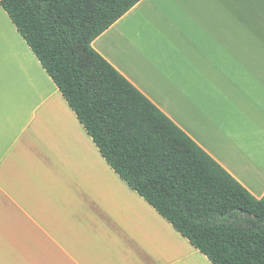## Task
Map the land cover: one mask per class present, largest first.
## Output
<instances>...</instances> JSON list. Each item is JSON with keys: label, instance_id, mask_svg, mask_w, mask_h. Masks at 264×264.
<instances>
[{"label": "crops", "instance_id": "crops-1", "mask_svg": "<svg viewBox=\"0 0 264 264\" xmlns=\"http://www.w3.org/2000/svg\"><path fill=\"white\" fill-rule=\"evenodd\" d=\"M91 46L262 198L264 0H140ZM0 264H211L108 167L1 6Z\"/></svg>", "mask_w": 264, "mask_h": 264}, {"label": "trees", "instance_id": "trees-1", "mask_svg": "<svg viewBox=\"0 0 264 264\" xmlns=\"http://www.w3.org/2000/svg\"><path fill=\"white\" fill-rule=\"evenodd\" d=\"M139 1L0 6L129 189L211 264H264V195H250L91 46Z\"/></svg>", "mask_w": 264, "mask_h": 264}]
</instances>
